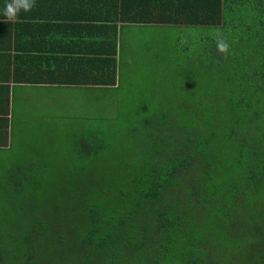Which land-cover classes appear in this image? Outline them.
Here are the masks:
<instances>
[{"label": "trees", "instance_id": "trees-1", "mask_svg": "<svg viewBox=\"0 0 264 264\" xmlns=\"http://www.w3.org/2000/svg\"><path fill=\"white\" fill-rule=\"evenodd\" d=\"M174 11L159 21L227 42L212 52L235 70L224 98L146 121L159 130L130 162L97 137L77 142L61 178L33 161L9 171L0 264H264V0H179Z\"/></svg>", "mask_w": 264, "mask_h": 264}, {"label": "rangeland", "instance_id": "rangeland-1", "mask_svg": "<svg viewBox=\"0 0 264 264\" xmlns=\"http://www.w3.org/2000/svg\"><path fill=\"white\" fill-rule=\"evenodd\" d=\"M241 34L239 30L238 39ZM150 40L134 48L133 54H127L128 60L122 61L117 89L91 90L80 98L74 95L63 106L47 108L42 120H23L18 125L11 147L0 151V200H4L2 211L7 212L2 218H9L11 209L9 193L5 194L11 185L9 171L33 161L52 167L53 174L61 178L64 167L75 165L77 142L97 137L109 144L110 154L130 162L144 150L142 136L159 130L146 121L153 124L157 120L191 118L193 101L209 102L212 91L218 99L224 98L225 81L235 70L226 74L223 69L227 62H221L220 70L216 67L212 52L218 50L219 38L213 29L163 28L159 36L155 34ZM236 52L240 56L241 48L231 55ZM238 61L232 60V64L241 66ZM185 111L188 116L179 117ZM100 165L97 162L91 170L95 172ZM10 222L16 225V219Z\"/></svg>", "mask_w": 264, "mask_h": 264}, {"label": "crops", "instance_id": "crops-1", "mask_svg": "<svg viewBox=\"0 0 264 264\" xmlns=\"http://www.w3.org/2000/svg\"><path fill=\"white\" fill-rule=\"evenodd\" d=\"M7 2L0 0V151L23 120L40 121L74 95L117 89L127 54L179 27L159 21L175 17L179 0H36L12 22L2 14Z\"/></svg>", "mask_w": 264, "mask_h": 264}, {"label": "clouds", "instance_id": "clouds-1", "mask_svg": "<svg viewBox=\"0 0 264 264\" xmlns=\"http://www.w3.org/2000/svg\"><path fill=\"white\" fill-rule=\"evenodd\" d=\"M36 6V0H8L3 8V16L7 21H16L20 12H30ZM228 44L225 40H220L217 43V48L220 52L228 51Z\"/></svg>", "mask_w": 264, "mask_h": 264}]
</instances>
